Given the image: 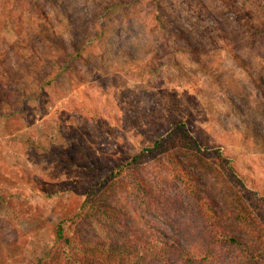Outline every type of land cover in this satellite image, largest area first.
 <instances>
[{
	"label": "rangeland",
	"instance_id": "rangeland-1",
	"mask_svg": "<svg viewBox=\"0 0 264 264\" xmlns=\"http://www.w3.org/2000/svg\"><path fill=\"white\" fill-rule=\"evenodd\" d=\"M177 123L246 186L187 152L194 194L149 160L138 171L157 214L138 207L128 176L99 200L204 243L208 198L227 214L220 229L263 249L264 0H0V264L37 263L90 183ZM214 247L213 264H245L235 247Z\"/></svg>",
	"mask_w": 264,
	"mask_h": 264
},
{
	"label": "trees",
	"instance_id": "trees-1",
	"mask_svg": "<svg viewBox=\"0 0 264 264\" xmlns=\"http://www.w3.org/2000/svg\"><path fill=\"white\" fill-rule=\"evenodd\" d=\"M173 149H178V153ZM187 152L210 156L223 167L229 179L246 186L232 161L224 157L220 149L202 147L185 123H177L151 146L143 147L127 165L117 167L103 180L90 183L71 213L61 215L58 222L51 226V240L45 255L35 264H213L218 256L214 247L216 244L238 249L242 259L245 258V264H259L264 258V248L252 247L248 239L240 238L232 230L220 229L222 217H227V214L222 212V216L218 215L217 205L208 198L200 203L202 217L208 226V237L204 243H197L182 235V239H178L168 236L164 231H153L148 222H130V218L125 216L117 217L113 212L115 206L112 201L99 200L103 196L114 200L110 184L117 178L128 176L132 184L131 195L134 194L135 198H139L136 200L141 202L138 207L145 205L148 212L157 214L151 200L147 198L148 190L138 171V166L149 160H157L161 169L179 181L186 191L194 194L193 184L195 179H199L181 157ZM241 212L233 213L244 218L245 212ZM88 221L95 225L93 230L88 229ZM133 228L137 233L140 229L144 230V235L131 232ZM14 249L15 243H11L5 257L12 256ZM18 249L22 250V246L18 245Z\"/></svg>",
	"mask_w": 264,
	"mask_h": 264
}]
</instances>
